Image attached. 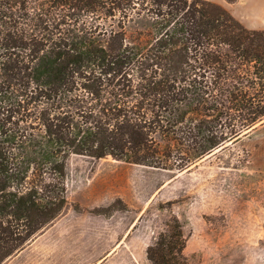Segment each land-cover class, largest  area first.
Returning a JSON list of instances; mask_svg holds the SVG:
<instances>
[{"label": "trees", "instance_id": "obj_1", "mask_svg": "<svg viewBox=\"0 0 264 264\" xmlns=\"http://www.w3.org/2000/svg\"><path fill=\"white\" fill-rule=\"evenodd\" d=\"M263 119L264 29L218 3L0 0V264L64 210L72 155L184 170ZM185 243L172 217L146 258Z\"/></svg>", "mask_w": 264, "mask_h": 264}, {"label": "rangeland", "instance_id": "obj_2", "mask_svg": "<svg viewBox=\"0 0 264 264\" xmlns=\"http://www.w3.org/2000/svg\"><path fill=\"white\" fill-rule=\"evenodd\" d=\"M221 148L184 170L72 155L64 210L4 264H149L172 217L190 264H263L264 122Z\"/></svg>", "mask_w": 264, "mask_h": 264}, {"label": "crops", "instance_id": "obj_3", "mask_svg": "<svg viewBox=\"0 0 264 264\" xmlns=\"http://www.w3.org/2000/svg\"><path fill=\"white\" fill-rule=\"evenodd\" d=\"M226 9L246 28L264 29V0H235Z\"/></svg>", "mask_w": 264, "mask_h": 264}, {"label": "water", "instance_id": "obj_4", "mask_svg": "<svg viewBox=\"0 0 264 264\" xmlns=\"http://www.w3.org/2000/svg\"><path fill=\"white\" fill-rule=\"evenodd\" d=\"M263 122H264V119H263L261 122L257 123L255 126H253L251 129H249V130H247L246 132H244V134L247 133L248 131L252 130V129L255 128L257 125H259V124H261V123H263ZM221 149H222V148H221ZM219 150H220V149H219Z\"/></svg>", "mask_w": 264, "mask_h": 264}]
</instances>
